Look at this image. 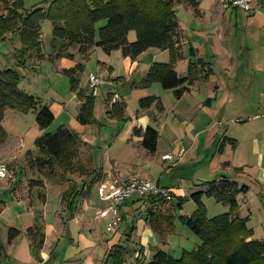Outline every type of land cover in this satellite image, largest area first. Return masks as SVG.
Segmentation results:
<instances>
[{"label": "rangeland", "instance_id": "rangeland-1", "mask_svg": "<svg viewBox=\"0 0 264 264\" xmlns=\"http://www.w3.org/2000/svg\"><path fill=\"white\" fill-rule=\"evenodd\" d=\"M45 1L25 0V5L30 9L42 6ZM213 1L211 0L210 3L213 4ZM228 14L232 13H227L226 16ZM235 15L239 19L238 26L232 24ZM230 16L225 19L223 24L227 34L221 37L215 35L213 38H209L200 32L202 30H195V27L193 30L191 29V37L197 35L202 38V41L197 44V48L201 49L202 58L211 64L210 68L213 72L210 81L213 85V94L210 98L207 96L204 81H199L196 86L194 85V93L198 95L196 98L202 104L201 108L194 109L193 113L185 111L183 105L187 103L177 100L173 91H165L159 83H154L148 88L142 86L143 80L151 68L150 63L171 62L169 52L165 51L162 53L163 55L157 56L150 52L139 58L144 61L138 64L131 75L127 74L118 80L106 79L100 75L101 78L118 84L117 93L120 103L116 106L123 105L122 99L125 110L122 114L114 112L115 106L111 109L108 105L111 101L110 90L106 96H103L104 91L101 90V87L99 97L94 100L91 124L87 126H83L77 120L79 111L77 112L76 104L72 103L76 93L71 91L70 78L64 74V71L76 69L80 64L83 65L84 75L79 76L78 88L83 90L86 88L87 92L86 84H88L90 73L97 74V53L91 52L87 58L89 60L79 54H75V58L61 57L59 60H55V56H52L54 53L52 49L53 24L50 21H45L42 25L43 54L40 57L32 52L23 54L18 35L6 36L7 41L0 43V69H18L21 75L19 90L39 98L55 116L51 127L42 131L37 124V112L21 113L8 109L4 115L2 126L7 133V140L0 148V163L7 165L9 176L0 180V202L5 203V212L0 217V246L3 249V261L6 260V264H35L36 258L40 256V249L35 250V247L31 249L27 245L28 239L25 240L23 234H20L12 243L9 242V230L11 228L18 230L25 226L24 216H20L13 205L15 202L13 193L18 198L30 195L29 198L33 196L35 200L47 194L50 202L46 209L49 215L46 221L48 224L55 225L57 221L60 222V216L58 217L54 213L59 205L58 197L62 198L66 193L67 199L68 193L82 188L81 184L87 186L90 177H94V182L101 174L103 166L107 169L115 166L122 175H125L130 171V166L126 164L133 165L140 179L151 178L158 182L160 180L162 187L172 186L178 197L181 195L180 193H183V189L188 193L195 186L199 188L205 182L218 179L213 178L210 171H215L221 163L219 168H222L226 164L225 161H230L233 158L228 152L224 157L218 152L220 141L224 140V137H240L241 134L252 130L254 122H248V120L256 115H264V69H259L264 68V30H259V20L264 28V19H260L259 14L251 17L241 10H236L233 18ZM249 19L255 20L256 25L247 24L246 21ZM204 25L202 28L207 30L214 24L208 22ZM184 26L187 28V25ZM101 27L102 23L97 25L96 29L99 30ZM128 39L129 42H135L136 34L131 32ZM222 52L226 55L223 56ZM103 54L101 50L98 51L100 58ZM148 54L153 56L152 62H150L151 56ZM179 62L181 61H177L173 65L177 67L176 64ZM16 64L20 67H16ZM186 75L187 73H184L183 77ZM215 87H218V93H216ZM148 96H157L161 99L164 106L163 113H159L155 106L151 108L150 112L141 111L139 101ZM216 96L218 99L215 101ZM196 105L197 103L194 101L193 105L190 103V108ZM153 115L156 116L152 117ZM149 118H157V123L151 122ZM185 118L194 120L187 121ZM196 118H204L202 122L212 119V123L207 122L202 125ZM191 124L194 128L197 126V131L195 129L193 134H196L198 130L203 132L194 141L187 136V130L190 132ZM259 124H264V119L260 120ZM62 126L79 137L83 135L88 141V144L84 143L80 149L82 154L79 163L82 162V166L85 168L84 173L67 174L62 177L59 169H55V175L50 172L42 175L35 171L32 172L26 163V158L30 152L36 151L35 141L46 134L56 132ZM148 126L155 128L159 133L158 148L154 155L140 148L133 135L136 127L145 129ZM181 149L185 150V154L179 158ZM164 155L171 156L172 160L164 162L162 160ZM115 161L117 162L115 163ZM92 171L95 172L94 175H91ZM33 180L44 181L45 185L49 186V190L30 187L29 183ZM96 190L95 186L91 188L95 197ZM203 190L201 189V191ZM261 198H264V194L260 195ZM60 201L65 207V201L64 203L62 199ZM139 201L144 202V199L140 198ZM177 203L178 199L173 202L175 207ZM203 203L209 218L228 212L227 209L223 211L222 209L227 207L217 203L214 198L205 197ZM34 206L39 211H43L38 201L34 202ZM193 206V203L186 205L184 213L177 209L174 214L170 212L175 218L174 230L167 237L165 243H161L155 235L152 237L161 251L170 253L175 259L181 258L183 251L196 249V245L200 243L199 238L182 225L178 219L180 216L187 215ZM144 209L146 210L145 206ZM144 209L137 217L145 215ZM263 218L264 211L261 208L259 213H254L253 221L249 224V227L255 232L254 239H264V230L261 227ZM37 222L36 225L39 227L42 224L41 220L38 219ZM55 226L59 231L61 230L62 225H59L58 222ZM52 234L49 238L51 241L54 240ZM59 248L61 249L62 246ZM47 251L48 249L46 254ZM149 260H146V263ZM108 262V264H112V260Z\"/></svg>", "mask_w": 264, "mask_h": 264}, {"label": "trees", "instance_id": "trees-1", "mask_svg": "<svg viewBox=\"0 0 264 264\" xmlns=\"http://www.w3.org/2000/svg\"><path fill=\"white\" fill-rule=\"evenodd\" d=\"M182 6L191 9L195 16H200L198 0H46L42 6L30 9L26 8L25 0H0V43L7 41L8 35H18L23 54L32 52L40 57L43 54L42 25L50 21L53 24L52 56H55V60L61 57L75 58V54L87 59L96 49H101L107 55L120 51L125 58L133 61L151 49L167 51L171 55V62L153 64L142 86L148 88L159 83L165 91H173L176 99L181 100L196 82L208 80L213 73L209 64L197 59L193 48L189 49L187 75L180 76L174 70L173 63L184 59L182 46L185 35L177 20V9ZM100 23L102 27L97 30L96 26ZM131 32L136 34L135 42L128 41ZM16 67L20 66L16 64ZM83 72L84 66L80 64L76 69L64 71V74L70 78L71 91L76 93L82 103L77 120L87 126L91 124L95 99L78 88L79 76ZM20 80L18 69H0V148L7 140V133L2 126L6 110L37 112V124L42 131L51 127L55 120L50 108L39 98L19 90ZM153 106L159 113L164 112L160 98L147 97L139 101L141 111L150 112ZM124 110L125 105L115 106L114 112L122 114ZM152 121L157 123V118H152ZM134 136L147 153L154 155L157 152L159 133L155 128L148 126L144 130L135 129ZM227 144L234 148L236 141L224 138L218 152L222 153ZM82 145L77 134L62 126L56 132L35 141L36 151L28 154L26 163L32 172L41 175L46 172L55 175V169L61 171L62 177L81 174L85 171L82 162L79 163ZM241 170L235 169V172ZM94 173L92 171L91 175ZM93 178L89 179L90 185L68 193L67 199L66 193L63 194L61 199L71 214L77 200L90 193L95 182ZM29 185L32 188H46L44 181L33 180ZM248 191L246 186L226 177L205 184L203 191H197L190 197L197 206L195 214L178 218L182 225L199 238L200 245L192 251H183L179 259L168 252L159 251L149 264H264V240L254 239V231L248 227L249 218L243 219L238 215L237 198ZM205 197L214 198L217 203L228 206L229 212L209 218L203 203ZM177 199L176 207L173 202L153 203L144 199L146 207L151 203L145 210V222L161 243H165L174 230L175 218L170 212L174 214L176 209L182 211L187 201L185 198ZM3 209L4 203L0 202V215ZM20 234V231L11 228L9 242L15 241ZM34 235L32 229L28 230L27 236ZM127 250L121 247L112 250L110 258L113 264H124L123 255ZM2 262L0 246V264Z\"/></svg>", "mask_w": 264, "mask_h": 264}, {"label": "crops", "instance_id": "crops-1", "mask_svg": "<svg viewBox=\"0 0 264 264\" xmlns=\"http://www.w3.org/2000/svg\"><path fill=\"white\" fill-rule=\"evenodd\" d=\"M199 1V9L200 16H195L194 12L186 8L184 6L178 7L177 9V20L178 24L185 35V42L182 46L184 59L181 62L177 63V67L174 66V70L181 76L184 73H187L188 65L190 62L189 57V49L193 48L197 53V59L203 60L205 63L211 64L204 60L201 56V49L197 48V44L201 42L202 38L200 36L193 35L190 36L193 27L195 30H202L201 33L207 35L209 38H213V36L217 35L219 37L226 35L227 30L225 29V19H227L230 15L231 18L234 17V9H226L223 5V0H214L213 4L210 3L211 0H198ZM211 6V7H209ZM253 11L251 13H247L251 15V17H255L259 14V18L264 19V0H256L253 5ZM232 13L228 14L227 13ZM232 21L233 25L238 26V17L235 15ZM213 22V26H210L207 30H204L205 23ZM228 23L229 20H228ZM247 24L256 25L255 20H247ZM227 24V22H226ZM187 25V28L184 26ZM192 29V30H191ZM259 30L262 31V22L259 20ZM195 41V42H193ZM197 42V43H196ZM101 49H96L93 52L97 53V67L96 73L106 77V79H117L124 78L125 75L133 74V71L141 63L144 59L139 58L144 56L146 53H154L155 56L163 55L162 53L165 51H159L156 49H151L145 53H143L137 60L133 61L130 58H125L120 51L113 52L111 55L105 54L100 58L98 55V51ZM167 52V51H166ZM217 52V51H216ZM226 53L222 52L224 56ZM148 56H151L148 54ZM239 57V56H238ZM142 58V57H141ZM89 60V59H88ZM153 56H151L150 62H152ZM153 63H150L152 66ZM180 67L179 69H177ZM150 68V67H149ZM264 69V68H259ZM184 72V73H183ZM93 73H90V75ZM84 75V74H83ZM213 75V73H212ZM211 76L208 80L204 81L206 84L207 96L213 94ZM199 82V81H198ZM196 82L194 85L198 84ZM194 85L190 88V91L187 92L183 98L180 100L183 103H187L183 105L185 111L193 113L196 108H201L202 104L197 101V94L194 93ZM135 86V85H133ZM132 86V87H133ZM87 87V95L88 93V84ZM82 89V88H81ZM103 89V90H102ZM218 87H215L217 91ZM83 90V89H82ZM86 90V88H85ZM103 92V96H106L109 92V86H103L101 88ZM217 91L216 93H218ZM215 93V91H214ZM215 93V94H216ZM108 97V96H107ZM148 97H157V96H148ZM106 98V97H105ZM147 98V97H145ZM159 98V97H157ZM143 99V98H142ZM217 96L214 98L216 101ZM211 101V99H209ZM72 103L76 104L77 112L79 111L80 106L82 105L79 102L78 97L75 95L72 99ZM194 101H196L197 105L190 108V103L193 105ZM121 103L124 102L121 99ZM65 108V107H64ZM110 115V114H109ZM187 121L194 120L193 118H185ZM204 118H196L199 124L205 125L207 122L212 123V119L208 121L202 122ZM264 119V115H256L252 119H249L248 122H254L253 129L245 132L240 135V137H224L231 140L236 141V146L233 148L231 145L225 147L224 151L220 153L223 157L227 156L226 152L230 153L233 158L232 160L225 161L226 164L223 165L222 168L219 166L215 171L211 170L213 178L221 179L222 177H226L234 182H237L239 185L246 186L249 191L247 194L240 195L237 198L239 204L238 215L245 219L249 218V224L253 221L254 213L260 212L261 208L264 211V198L260 199V195L264 194V124H259V121ZM152 122V118H149ZM243 122V120H240ZM197 123V124H198ZM221 125V123H219ZM216 126V125H215ZM190 132L187 130L188 138L191 140H195L199 138L203 132L202 130H198L196 134L193 132L197 131V126L194 128L193 124L190 125ZM147 128V127H146ZM145 128V129H146ZM139 129V128H135ZM143 129V128H141ZM144 130V129H143ZM192 133V134H191ZM134 135V134H133ZM226 136V135H225ZM83 144H88V141L84 138V136L79 137ZM84 140H83V139ZM136 144L139 146L140 141L137 137ZM215 138V137H214ZM247 140V141H245ZM216 142V140H215ZM222 141L218 144V149ZM140 147V146H139ZM141 148V147H140ZM156 154V153H155ZM229 154V156H230ZM1 161V160H0ZM117 161H115L116 163ZM116 165V164H115ZM130 166V171L127 174L122 175L117 167H113L111 169H107L106 167H102L101 174L95 179V182L92 184L91 188L95 186L96 197L93 195L91 189L90 193L85 196L83 199H78L75 210L71 214L65 207L61 204V198L59 199V205L56 211V215L59 217L61 226V230L59 231L55 225L48 224L46 218H49L47 213V207L49 205V197L47 194H44V197L38 198V200L30 195L25 196V198H18L13 193V205L19 212L20 216H24L25 226L23 228H18L21 234L25 235V240H27V245L32 249L35 247V250L40 249L39 258H36L35 264H108V261L112 259L110 256L112 255V250H118V247L127 248V252L123 255L124 264H149L152 257L159 251H161L156 243L153 241V232L148 227L145 222V215L137 217L140 212L143 211L145 204L144 202H140V198H132L130 199L121 209L122 215L124 217V223L121 229L117 233H108L106 232L105 222L98 219V215L100 212L108 209L109 204L104 202L99 197V185L104 181H107L111 178H127V177H138L137 172H135L136 168L133 165ZM235 169H242L240 172H235ZM140 178V177H138ZM151 179V178H148ZM153 180V179H151ZM209 182V181H208ZM207 182V183H208ZM211 182V181H210ZM213 182V181H212ZM90 183V182H89ZM160 183V180H159ZM206 182L204 184H207ZM202 184L197 188V186L190 189L187 193L185 189H183V193L178 195L174 193V188L172 186H166L173 195L175 196V200L177 198H185L187 201L183 205L182 213H184L185 206L191 205L193 203V209L187 214L183 215L186 217H192L196 210L197 206L193 201L190 200V197L193 193L197 192L196 190L205 189V185ZM85 186V184H81ZM164 186V185H163ZM46 188L49 190V186L46 185ZM29 192V190H26ZM35 191V189H34ZM33 192V190H32ZM38 201V204L43 208V211H39V209L35 208L34 202ZM99 205H101L99 207ZM5 207V203H4ZM221 208L223 211L225 209L229 212V207ZM146 208V206H145ZM145 210V209H144ZM4 209L0 215V217L4 214ZM227 212V213H228ZM225 214V213H224ZM56 218V217H55ZM41 220V225L37 227V220ZM55 222V221H54ZM261 227L264 230V218L261 222ZM250 228V227H249ZM32 229L35 233L34 237L27 236L28 230ZM125 229V230H123ZM252 229V228H250ZM253 230V229H252ZM254 231V230H253ZM264 232V231H263ZM53 233L54 240H50V234ZM255 234V232H254ZM144 239V240H142ZM258 240H264L258 239ZM38 241H40L38 243ZM154 243V244H153ZM200 245L197 244L196 247ZM62 246L60 249L59 247ZM2 247V246H1ZM30 249V250H31ZM47 254H46V250ZM3 252V249H2ZM170 254V253H169ZM171 255V254H170ZM172 256V255H171ZM43 257V258H42ZM173 257V256H172ZM4 258V257H3ZM10 258V257H9ZM150 259V260H149ZM146 260H149L146 263ZM138 261V262H137ZM1 264H6V260H4ZM113 264V261H112Z\"/></svg>", "mask_w": 264, "mask_h": 264}, {"label": "built area", "instance_id": "built-area-1", "mask_svg": "<svg viewBox=\"0 0 264 264\" xmlns=\"http://www.w3.org/2000/svg\"><path fill=\"white\" fill-rule=\"evenodd\" d=\"M256 0H223V5L226 9L241 10L246 13H251ZM109 86L111 101L108 103L111 109L120 103V97L117 93L118 84L114 81H107L99 74L90 75L88 81V90L91 97L98 98L100 88ZM185 154V150L181 149L179 158ZM164 162L172 160L169 155L162 157ZM9 176L8 168L5 163H0V180ZM133 196L143 199H149L153 203L166 201L168 203L175 201V196L166 187H162L158 181L151 179H140L138 177L127 178H111L99 185V197L102 201L109 204L108 209L100 212L98 219L105 222L106 232L117 233L123 223L124 217L121 209ZM152 203V204H153ZM151 205L147 204L146 209Z\"/></svg>", "mask_w": 264, "mask_h": 264}]
</instances>
